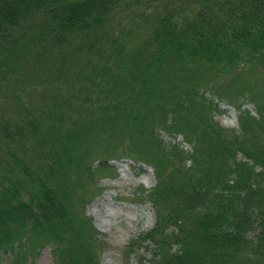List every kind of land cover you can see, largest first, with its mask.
I'll list each match as a JSON object with an SVG mask.
<instances>
[{
  "label": "trees",
  "instance_id": "16d2710c",
  "mask_svg": "<svg viewBox=\"0 0 264 264\" xmlns=\"http://www.w3.org/2000/svg\"><path fill=\"white\" fill-rule=\"evenodd\" d=\"M140 1L139 21L119 26ZM164 1L0 0V88L34 80L43 98L22 121L29 157L11 147L22 122H0L9 264L46 245L55 264H99L85 188L122 158L154 177L139 190L154 224L138 264H264V0ZM206 94L237 111L236 128Z\"/></svg>",
  "mask_w": 264,
  "mask_h": 264
},
{
  "label": "rangeland",
  "instance_id": "374dc122",
  "mask_svg": "<svg viewBox=\"0 0 264 264\" xmlns=\"http://www.w3.org/2000/svg\"><path fill=\"white\" fill-rule=\"evenodd\" d=\"M176 2V0H173ZM124 5L116 17V23L126 28L132 27V20L139 21L140 11L143 7L151 6L145 2ZM167 2L161 3V6ZM156 5H159L156 1ZM10 79V78H9ZM34 80L15 81L11 86L0 88V122L5 120L16 121V124L34 116L32 105H42L43 98L40 95V87L32 88ZM8 94V95H6ZM19 95L15 97L14 95ZM216 103L221 112H215L213 120L223 128L234 129L236 125L237 111L227 105L224 101L216 100L209 94L205 95ZM244 108L252 113V105L246 104ZM36 116V115H35ZM19 137L12 144L16 155L22 152L29 157L28 148L32 140L27 135L29 124L19 123ZM159 137L164 141H177L180 146L187 150L189 145L181 138L180 133L167 134L159 131ZM6 143V141H5ZM6 146L0 145V157L7 158ZM116 170V176L110 177L102 174L93 181L87 183L85 188L84 215L90 218L97 236L105 242L104 249L100 253L99 264H138L139 256L148 260L151 258L150 245L140 241V236L152 228L154 224V213L150 205L139 196V190L147 191L154 185V177L151 169L143 164H134L129 159H111L108 161ZM97 164L93 162L91 167ZM130 247V255L126 252ZM12 259L10 252H0V264H9ZM25 264H55L50 255V246L46 245L40 249L36 256H28Z\"/></svg>",
  "mask_w": 264,
  "mask_h": 264
}]
</instances>
